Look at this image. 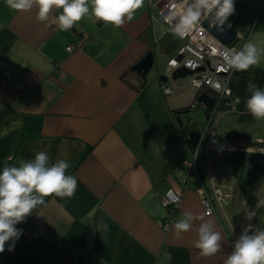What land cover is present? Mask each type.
I'll return each mask as SVG.
<instances>
[{
    "label": "crops",
    "instance_id": "obj_1",
    "mask_svg": "<svg viewBox=\"0 0 264 264\" xmlns=\"http://www.w3.org/2000/svg\"><path fill=\"white\" fill-rule=\"evenodd\" d=\"M152 2L145 0L133 20L119 28L96 21L90 12L71 29L60 31L52 22L60 9L39 22L35 7L15 11L0 0V72H9L6 82L0 83V171L5 164L18 166L45 151L50 163L67 160L66 174L77 178L73 197H45L43 205L15 225L22 234L12 251H8L12 242H6L0 264H224L248 225L252 226L249 234L260 230L251 221L253 211L236 210L241 188L232 153L260 148L251 142L264 143V136L246 125L259 128L264 119L244 122L237 117L244 126L231 136L240 140L227 134L220 140L218 121L208 115L209 110L215 115L219 109L212 91L189 85L188 78L184 84L169 79L182 92L181 110L176 112L162 92L167 61L165 72L156 69L145 79L131 70L146 52H159L168 60L179 45L166 49L160 43L168 28L159 35V21H164ZM234 6L226 24L242 37L241 48L251 39L261 49L260 63L247 71H234L230 97L225 100L230 106L220 110L251 116L245 107L251 95L246 86L251 81L264 88V4L263 0H234ZM79 40L81 46L67 50V45ZM15 82L25 88L19 90ZM202 91L214 98L212 108L197 101ZM192 103L206 110L207 127H214L205 151L198 148L203 166L197 174L182 164L192 160L203 136L200 128L199 142L189 149L181 111L191 109ZM210 137L227 150H220ZM187 150L192 155L187 156ZM220 159L223 165L225 160L232 164L230 182L219 173L214 175ZM207 172L222 188V200L211 195L214 213L206 215L200 193L202 186L212 192ZM168 188L181 197L175 209L162 201ZM148 198L155 208H150ZM185 212L194 216L189 231L177 237L172 227L165 230V223L171 226L185 219ZM205 221L221 234V250L207 258L192 243Z\"/></svg>",
    "mask_w": 264,
    "mask_h": 264
},
{
    "label": "clouds",
    "instance_id": "obj_2",
    "mask_svg": "<svg viewBox=\"0 0 264 264\" xmlns=\"http://www.w3.org/2000/svg\"><path fill=\"white\" fill-rule=\"evenodd\" d=\"M7 6L15 11H30L37 9L36 19L44 22L50 13L60 9L59 14L52 21L60 31H67L91 12L96 21L122 27L126 21L133 20L134 13L140 9L145 0H5ZM177 8L180 10L177 11ZM235 12L234 0H176L164 20L171 27L174 37L184 38L199 29L202 18L218 27L220 31L231 28L227 23L229 16ZM176 20L175 25L171 22ZM224 26V27H221ZM260 52L251 39L243 44L240 51L235 48H214L213 54L218 55L225 68L234 71H247L260 63ZM218 92L230 91L226 83L217 82L214 85ZM246 91L251 95L245 101L248 113L257 121L264 119V88H259L249 82ZM69 162L57 159L50 163L47 152H37L33 159L24 160L18 166L4 165L0 171V253L14 249V242L22 234L15 225L24 222L33 210L45 203L44 198L55 195L61 199L71 198L77 189V178L67 175ZM261 203H264L262 201ZM185 219H178L171 226L174 234L180 237L182 233L191 229L190 221L194 218L190 212H185ZM107 231V224H101ZM252 226L248 225L234 245V250L224 264H264V230H257L249 234ZM198 239L193 247L199 250L202 257H211L221 250V234L215 230L211 221H205L197 229ZM168 259L171 254L168 253Z\"/></svg>",
    "mask_w": 264,
    "mask_h": 264
},
{
    "label": "built area",
    "instance_id": "obj_3",
    "mask_svg": "<svg viewBox=\"0 0 264 264\" xmlns=\"http://www.w3.org/2000/svg\"><path fill=\"white\" fill-rule=\"evenodd\" d=\"M171 3L175 4L176 0H153L152 5L156 9V14L160 18V20L164 21L166 19V15L170 11ZM187 3H192V0H187ZM264 4V0H263ZM180 9L177 8V11ZM177 21L173 20L171 22L172 25H175ZM206 19L202 18L201 25L199 29L195 30L189 36L184 38H179V45L176 48V51L172 57L167 60V68L168 72L166 74L165 83L162 84V92L165 94L167 103L171 106L173 111L181 110L180 96L182 92L180 90H175L171 84L169 83V79L172 78L173 73L177 70L178 67H183L191 71L188 75L189 85L201 89L205 87L212 91L215 96L216 106H219V103H222V100H226L230 97L231 91H221L218 92L214 85L219 82L221 84L226 83V87L228 88L230 79L234 73V70L228 69L222 71V68H225L222 60L218 55L213 54L214 48L227 47V48H235L237 51H240L241 47L232 43L221 42L208 28L205 24ZM167 25V28L171 31V27L164 21ZM211 25V24H210ZM82 40H79L78 43L67 45V50L72 51L76 47L81 46ZM180 56V57H178ZM9 72L1 71L0 72V83H5L8 79ZM15 86L21 90L25 88L21 82H15ZM177 102V103H176ZM202 105V104H201ZM195 104L192 103L191 107H194ZM202 107L205 108L203 104ZM209 119H213L215 117L214 111H208ZM210 142L214 145L218 144L220 150H227V147L224 143L217 142L216 139L210 137ZM193 157L191 161L183 160L182 164L186 165L188 169L192 172L194 171L196 174L203 166L202 163L198 162V145L193 149ZM210 175V184L212 192L209 193L207 188L201 187V200L205 214H212L213 211V198L221 199L222 188L216 186L214 184V176L211 173ZM222 200V199H221ZM162 201L166 205V207L170 209H175L181 202V197L179 194L175 192L174 189L168 188L162 197ZM166 226H169V223H165Z\"/></svg>",
    "mask_w": 264,
    "mask_h": 264
},
{
    "label": "rangeland",
    "instance_id": "obj_4",
    "mask_svg": "<svg viewBox=\"0 0 264 264\" xmlns=\"http://www.w3.org/2000/svg\"><path fill=\"white\" fill-rule=\"evenodd\" d=\"M241 1H246V0H241ZM251 1L254 2L256 0H251ZM159 25H160V28L158 29V32H159V35H161V34H163V32H162L163 29L167 28V25L164 23H161L160 21H159ZM240 40H242V37L238 38V36H237L235 38V40H233L234 44L237 46H240V44H241ZM155 57L156 58L154 60L153 66L149 72L153 73L154 70H156V69H159L162 72H165L166 68H164V67H165V63L167 61L166 56L163 57L159 52H157ZM187 78H188V76L187 77H177L176 81L179 84H184L187 81L186 80ZM181 116H182V120L184 123H186V119L188 117V118H190V123H194L195 126L202 129L203 136L201 137L198 148H200V150L203 149V151H205L206 142L208 140L207 138L213 132L214 127L213 128H210V126L207 127V120H206V115H205L204 109L199 107V105H196V108H191L186 113H181ZM232 117H234V118H232ZM237 117H238L237 114H230L228 112H224L220 109H217L215 111L216 122L218 121L217 125H216L218 127L217 132H216L217 136L221 138V135L227 134L231 140H237L238 137H232L231 134L236 132V130H239V128L241 126H244L243 124L238 123ZM246 126H251V128L253 127L255 130H257V132L259 134H261V136H264V123H262V125H261L262 127H259L261 129L256 128L257 125L254 123H252L251 125H246ZM252 134H249L250 137L253 136ZM222 139H223V136L220 140H222ZM224 139H226V138H224ZM242 139H246V138H242ZM238 140H240V138ZM260 148H262V147H260ZM206 151L209 152L210 149H207ZM186 152H187V154H186L187 156L189 154L192 155L190 151L187 150ZM213 155L215 156L216 154H213ZM213 155H211V156H213ZM211 158H213V157H211ZM215 158H217V157L215 156ZM210 161H211V159H210ZM224 162L225 163L223 165L221 163V159H220V164L216 165V171H215L214 175L219 173V175L221 177L226 178L227 182H230V180L233 178V174L231 171L232 164L230 162L228 163L226 160ZM216 177H217V175H216ZM207 180L209 183L210 176L206 177V181ZM218 182L219 181L217 180V183ZM237 194H238V196L236 197L237 203L235 205V207L237 208L236 210H239L241 212L248 210L247 211L248 214L251 211H253L252 216H251V221H253L260 228V230H264V203H261L262 201H264V174L260 177V180H256L254 182V184L249 187L247 194H244L241 190H239V193H237ZM242 202H244L243 206L241 205ZM238 205H240V206H238Z\"/></svg>",
    "mask_w": 264,
    "mask_h": 264
},
{
    "label": "water",
    "instance_id": "obj_5",
    "mask_svg": "<svg viewBox=\"0 0 264 264\" xmlns=\"http://www.w3.org/2000/svg\"><path fill=\"white\" fill-rule=\"evenodd\" d=\"M205 24L221 42L232 43L234 42L233 40H235L237 36V32L232 28L225 27L224 31H220L217 26L210 23L208 20H206ZM155 58L156 57L154 55V52L148 51L142 56V58H140L138 62L133 64L130 68L131 70L135 71L138 75H140L143 79H145L147 73L151 70L153 66ZM189 73H191L190 70L183 67H178L177 70H175V72L173 73L172 79H176L177 77H186L189 75ZM166 77L167 76L165 75L162 80H165ZM197 101L202 103V105L205 104L208 109L212 108L215 103L214 98L205 91H202V93L199 94V96L197 97ZM189 110L190 109L188 108L182 110L181 112L186 113ZM184 127L186 128V143L189 149H192L197 145L200 140V128L195 126L194 123H190V118L188 117L186 119V123H184ZM243 153V169L240 173L241 175L239 186L244 192V194H247V185L250 183V181L253 180L254 177H257L259 179V177L264 174V150L263 148H253L245 151L243 150ZM147 202L149 203L150 208H155V202L151 198H148Z\"/></svg>",
    "mask_w": 264,
    "mask_h": 264
},
{
    "label": "trees",
    "instance_id": "obj_6",
    "mask_svg": "<svg viewBox=\"0 0 264 264\" xmlns=\"http://www.w3.org/2000/svg\"><path fill=\"white\" fill-rule=\"evenodd\" d=\"M179 41H180L179 38L174 37L172 35L171 31L169 29H167L165 31V33L163 34V37L161 38L160 43L163 46L165 44L167 46L166 49L167 48L173 49L174 45H176V43L179 42ZM165 51H167V50H165ZM227 103H228L227 101L222 100V103H219V106H218L219 109L220 108L224 109V108H227V106H230ZM204 112H205V115H206L207 114L206 110H204ZM238 119H239V121L241 120V121H244V122H252V120L253 121L255 120L252 116H248L247 114H243V113L239 114ZM182 129H183L184 132L186 131L185 130L186 128L184 126H182ZM251 145H254L255 147H264V143L256 142V141L251 142ZM243 154H244L243 151H234L232 153V155L234 157L232 159H234L235 162H236L235 166L233 167V171L236 174V176L238 178V181H240V175H241L240 173L242 172V169H243V162H242ZM257 179H258L257 177H254V179L251 180L250 183L247 185L248 188L250 186H252Z\"/></svg>",
    "mask_w": 264,
    "mask_h": 264
}]
</instances>
